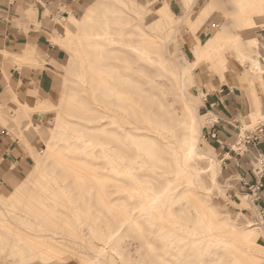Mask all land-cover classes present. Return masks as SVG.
Returning <instances> with one entry per match:
<instances>
[{"label": "rangeland", "instance_id": "obj_1", "mask_svg": "<svg viewBox=\"0 0 264 264\" xmlns=\"http://www.w3.org/2000/svg\"><path fill=\"white\" fill-rule=\"evenodd\" d=\"M33 7L24 19L43 46L28 58L1 52L0 124L16 149L0 152V264H264L262 209L249 193L231 196L235 178L207 135L218 117L206 108L234 92L230 150L244 152L246 135L262 132L250 90L215 73L239 53L258 57L264 0ZM32 70L48 74L47 89ZM192 119L202 122L200 149L187 162ZM155 197L163 204L146 211Z\"/></svg>", "mask_w": 264, "mask_h": 264}, {"label": "crops", "instance_id": "obj_2", "mask_svg": "<svg viewBox=\"0 0 264 264\" xmlns=\"http://www.w3.org/2000/svg\"><path fill=\"white\" fill-rule=\"evenodd\" d=\"M63 0H0V97L5 95L8 91L4 88V81L2 78V65L3 56L1 52H9L12 55H16L18 58H28V54L35 52L37 47L43 46L42 35H38L34 32V26L27 23V19H24V12L26 9H34L33 5H36L40 13H45L50 7L54 8V12L60 14V7ZM23 55V56H21ZM18 69L11 68V76L17 74ZM29 73V70H24ZM32 76H36L38 83L42 86V89H47L49 83L48 74L45 71L36 73L33 70L30 71ZM20 73V72H19ZM21 74V73H20ZM36 74V75H35ZM223 93V91H221ZM233 91H230L227 95H214L211 100L206 101V108L211 106L210 117H218L216 122H213L207 130V135L211 140L212 146L219 150L220 156L223 157L225 162L226 171L231 178H235L234 188L231 192V196L238 199V195L248 193L246 185H253L257 182L263 183L264 179L260 180L257 175L256 161L260 156L264 157V139L259 142L245 145L246 150L243 152H235L230 150L226 141L234 133V125L230 122L231 118L235 117L240 110V105L236 101ZM7 95V94H6ZM48 99V97H45ZM208 123V122H207ZM9 131L6 128H2L0 124V152L6 155L7 158L15 157L11 154V151L16 149L15 142L9 143L6 138L9 137ZM227 135V138H225ZM220 139V145L218 139ZM8 139V138H7ZM225 140V143L224 141ZM215 151V149H213ZM259 156V157H258ZM250 196V195H249ZM254 203L257 204L260 209L264 208V187L261 190L259 199ZM264 221V219H263Z\"/></svg>", "mask_w": 264, "mask_h": 264}, {"label": "bare ground", "instance_id": "obj_3", "mask_svg": "<svg viewBox=\"0 0 264 264\" xmlns=\"http://www.w3.org/2000/svg\"><path fill=\"white\" fill-rule=\"evenodd\" d=\"M75 22L76 21H74V23ZM253 44L255 45L254 46L255 49L258 51V55H257L258 57L256 56L249 57L243 53H239L237 54L236 60H235V63L237 65L235 64V67L233 66L234 70L232 67L231 69L228 68L225 71L224 70L220 72L217 71L215 73V76L221 81V83L224 86H231V87L243 86V88L245 87V89L247 87L250 90V94H251V96L250 95L247 96V99H248L250 114H251V117L253 118V123H256V122L262 123L264 122V101L262 100L261 96L264 95V82L263 83H260V82L262 81V79L264 81V63L262 62V59H261L264 57V36L254 35ZM254 67H255L254 76L257 75V77H259L260 79V82H255L256 78L254 79V76H251L252 73L250 72ZM197 70L198 69L196 68L194 69L195 74ZM237 76L239 77L241 76L240 81L236 79ZM195 78H196V75H195ZM180 84L182 88L185 89L182 76L180 77ZM208 120H210V118H208ZM201 127H202V122L197 123L195 119L189 120V122L186 125V128L191 130V133L186 134L185 140L182 141L184 159L187 160V162H188V159L190 158V155H192L193 153H195V151L200 149L199 143L197 142L198 139L194 135L193 130L195 129L197 130V128H201ZM127 131H128L127 128L123 129V132L126 133ZM180 168L183 169V173H184L185 172L184 167L180 166ZM220 176H221V171L219 169H216V179H219ZM162 204H163V200L155 197L151 200V203L148 204L146 211L148 209L149 210L153 209L156 206L157 207L161 206ZM243 242L248 248L251 247L245 242L244 239H243Z\"/></svg>", "mask_w": 264, "mask_h": 264}, {"label": "built area", "instance_id": "obj_4", "mask_svg": "<svg viewBox=\"0 0 264 264\" xmlns=\"http://www.w3.org/2000/svg\"><path fill=\"white\" fill-rule=\"evenodd\" d=\"M261 139H264V128L261 133H248L243 140V144L249 145L252 143L259 142ZM243 151L241 147L237 149V152ZM257 175L259 176L260 180L264 179V157H259V168L257 170ZM249 195L257 201L259 199L260 193L262 188L264 187L263 183L259 182L257 179V182L253 185H246ZM261 216L262 219H264V208L261 210Z\"/></svg>", "mask_w": 264, "mask_h": 264}]
</instances>
